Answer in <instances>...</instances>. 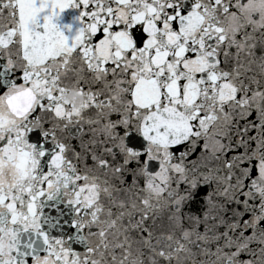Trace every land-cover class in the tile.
Listing matches in <instances>:
<instances>
[{"label":"snow or ice","instance_id":"snow-or-ice-1","mask_svg":"<svg viewBox=\"0 0 264 264\" xmlns=\"http://www.w3.org/2000/svg\"><path fill=\"white\" fill-rule=\"evenodd\" d=\"M0 264H264V0H0Z\"/></svg>","mask_w":264,"mask_h":264}]
</instances>
